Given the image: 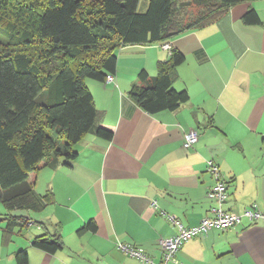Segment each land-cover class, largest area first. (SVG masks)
I'll return each instance as SVG.
<instances>
[{"label": "crops", "instance_id": "obj_1", "mask_svg": "<svg viewBox=\"0 0 264 264\" xmlns=\"http://www.w3.org/2000/svg\"><path fill=\"white\" fill-rule=\"evenodd\" d=\"M148 4L140 0L138 10ZM249 9L259 23L244 20ZM173 50L185 56L172 69L173 87L187 90L189 99L175 110L150 113L130 91L151 84ZM116 54L111 81H86L97 124L112 130V139L88 132L74 145L75 159L42 161L30 172L28 181L45 204L39 211L0 206V264H19L20 250L28 252L27 264H149L119 243L143 247L159 262L161 239L178 232L171 217L191 227L213 216L209 160L228 183L226 210L264 213V0H241L211 24L165 42L123 45ZM191 128L199 140L185 148ZM9 213L33 223L5 241ZM90 221L96 228L80 232ZM43 235H59L63 247H36L34 239ZM177 258L183 264H264V219L243 217L232 228L193 236Z\"/></svg>", "mask_w": 264, "mask_h": 264}, {"label": "trees", "instance_id": "obj_2", "mask_svg": "<svg viewBox=\"0 0 264 264\" xmlns=\"http://www.w3.org/2000/svg\"><path fill=\"white\" fill-rule=\"evenodd\" d=\"M239 1L149 0L141 12L140 0H0V23L7 20L9 34L0 42V202L9 211L41 210L44 197L29 183L30 172L42 161L75 159L74 145L88 132L112 139L113 131L97 124L86 80L114 75L118 48L165 42L213 23ZM190 6L197 15L183 24L180 15ZM244 20L259 23L260 17L249 9ZM184 60L173 50L153 82L134 86L131 97L150 113L177 109L189 94L173 87L172 69ZM140 75L149 77L145 70ZM11 213L4 216L5 241L15 228L31 222ZM95 228L90 221L80 232ZM33 244L49 252L63 247L59 235L38 236ZM17 259L27 264L28 252L20 250Z\"/></svg>", "mask_w": 264, "mask_h": 264}, {"label": "built area", "instance_id": "obj_3", "mask_svg": "<svg viewBox=\"0 0 264 264\" xmlns=\"http://www.w3.org/2000/svg\"><path fill=\"white\" fill-rule=\"evenodd\" d=\"M166 47H170L168 44ZM114 78L113 75H108L106 80L111 81ZM199 140V132L195 128L189 129L183 140L185 148L193 147ZM208 170L212 173L215 183L209 188L207 197L213 202L211 206V212L213 216L203 218L196 226L186 227L179 220L171 217L173 224L178 228V232L169 237L162 238L160 246L163 251L162 258L159 262H155L145 252L143 247L135 246L130 243H119V248L135 257L142 262L149 264H183L177 258V251L180 247L191 237L197 235H205L213 228L229 229L239 224L243 217H247L250 220L264 219V213L260 212L256 207L248 208L244 213H236L226 210L224 204L228 197V183L221 177L219 166L213 161H208ZM33 221L31 220L30 224Z\"/></svg>", "mask_w": 264, "mask_h": 264}, {"label": "rangeland", "instance_id": "obj_4", "mask_svg": "<svg viewBox=\"0 0 264 264\" xmlns=\"http://www.w3.org/2000/svg\"><path fill=\"white\" fill-rule=\"evenodd\" d=\"M188 8L189 9H186V13H184L183 15H180V19L182 20L183 24H188L192 22V20L196 17L197 12H198L197 10H194L191 6ZM6 23H7V20H3V23H0V42H4L9 38V34L7 32L8 28L5 26ZM0 206L4 207L2 202H0ZM31 213H34V212H31Z\"/></svg>", "mask_w": 264, "mask_h": 264}]
</instances>
